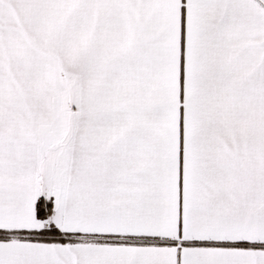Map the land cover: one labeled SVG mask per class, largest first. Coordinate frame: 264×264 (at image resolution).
I'll list each match as a JSON object with an SVG mask.
<instances>
[{
  "label": "snow or ice",
  "instance_id": "1",
  "mask_svg": "<svg viewBox=\"0 0 264 264\" xmlns=\"http://www.w3.org/2000/svg\"><path fill=\"white\" fill-rule=\"evenodd\" d=\"M0 264H264V0H0Z\"/></svg>",
  "mask_w": 264,
  "mask_h": 264
}]
</instances>
